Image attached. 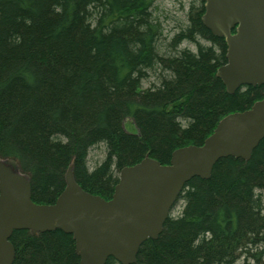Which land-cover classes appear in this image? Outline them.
Masks as SVG:
<instances>
[{
    "label": "trees",
    "instance_id": "trees-1",
    "mask_svg": "<svg viewBox=\"0 0 264 264\" xmlns=\"http://www.w3.org/2000/svg\"><path fill=\"white\" fill-rule=\"evenodd\" d=\"M156 1L0 0V158L29 176L35 203L56 202L71 164L86 192L110 200L123 168L169 165L264 98V85L229 94L217 77L227 44L203 25L204 0L171 38ZM98 146L105 158L91 169ZM11 242L13 264H80L60 230H18ZM135 264H264V139L249 161L220 159L208 180L188 182Z\"/></svg>",
    "mask_w": 264,
    "mask_h": 264
},
{
    "label": "water",
    "instance_id": "water-1",
    "mask_svg": "<svg viewBox=\"0 0 264 264\" xmlns=\"http://www.w3.org/2000/svg\"><path fill=\"white\" fill-rule=\"evenodd\" d=\"M203 25L227 44V63L218 68L229 94L264 85V0H204ZM264 139V98L244 112L223 118L203 146L173 152L169 165L145 158L123 168L110 200L86 192L73 164L54 204L32 200L30 178L0 158V264H13L12 235L56 230L73 236L80 264H135L141 246L157 240L186 184L208 180L216 163L233 157L249 161Z\"/></svg>",
    "mask_w": 264,
    "mask_h": 264
},
{
    "label": "rangeland",
    "instance_id": "rangeland-1",
    "mask_svg": "<svg viewBox=\"0 0 264 264\" xmlns=\"http://www.w3.org/2000/svg\"><path fill=\"white\" fill-rule=\"evenodd\" d=\"M193 0H157L156 6L157 11L156 14L159 16L161 20L165 35L168 37H172L174 32L179 31V26L186 24V15L189 10L190 4ZM204 44H208L207 42H202ZM180 49H190L195 51V45L189 42H184ZM149 82L146 81L143 83V88H148ZM125 129L130 133H136L137 129L133 122L129 119L125 120ZM105 148L104 146H98L93 148L89 154V166L93 169L98 163L103 161L105 158ZM14 167L16 165L11 163ZM51 205V204H50ZM181 205V204H180ZM176 207L175 211H178L181 206Z\"/></svg>",
    "mask_w": 264,
    "mask_h": 264
}]
</instances>
